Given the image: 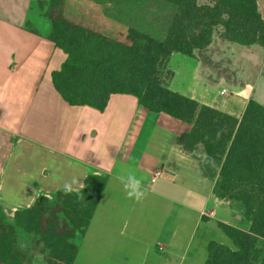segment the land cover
I'll use <instances>...</instances> for the list:
<instances>
[{"label":"crops","instance_id":"0c3cea01","mask_svg":"<svg viewBox=\"0 0 264 264\" xmlns=\"http://www.w3.org/2000/svg\"><path fill=\"white\" fill-rule=\"evenodd\" d=\"M41 1L49 0H0V210L13 220L38 198L53 200L67 186L79 192L88 175H107L91 223L75 239V264H204L210 241L230 246L218 222L245 230L250 222L238 203L215 195L202 147L191 154L177 143L191 125L131 94H113L104 111L67 103L52 81L67 55L48 39L52 22ZM70 1L162 38L176 10L163 0ZM256 1L264 19V0ZM169 66L173 91L235 118L250 99L264 105L260 45L215 33L195 57L173 53ZM157 169L164 174L153 180ZM129 173L142 178L140 202L125 195L120 177ZM32 264L47 262L36 256Z\"/></svg>","mask_w":264,"mask_h":264},{"label":"trees","instance_id":"16d2710c","mask_svg":"<svg viewBox=\"0 0 264 264\" xmlns=\"http://www.w3.org/2000/svg\"><path fill=\"white\" fill-rule=\"evenodd\" d=\"M59 1L64 9L57 8ZM163 1L176 10L162 39L70 0L41 1L52 22L48 39L67 55L52 72L54 87L71 106L99 111L113 94H131L150 111L191 125L177 143L191 154L202 147L204 173L216 176L215 195L238 203L250 222L248 230L218 222L234 247L210 241L204 264H264V105L250 99L243 117L235 118L173 91L169 66L173 53L195 57L215 33L232 43L264 47V19L256 0ZM107 182V175H88L81 191L38 198L13 220L0 210V264H32L36 256L47 264H75V239L86 233ZM18 228L38 235L37 244L20 248Z\"/></svg>","mask_w":264,"mask_h":264},{"label":"clouds","instance_id":"9594fccd","mask_svg":"<svg viewBox=\"0 0 264 264\" xmlns=\"http://www.w3.org/2000/svg\"><path fill=\"white\" fill-rule=\"evenodd\" d=\"M219 138V133L217 134V139ZM206 162L209 164H213L214 161L212 158H207ZM121 182L124 186L125 195L129 199H133L136 202L142 201L145 196L146 192L143 188L142 178L137 177L134 173H129L126 177H120ZM65 191L71 192V186H67Z\"/></svg>","mask_w":264,"mask_h":264},{"label":"rangeland","instance_id":"374dc122","mask_svg":"<svg viewBox=\"0 0 264 264\" xmlns=\"http://www.w3.org/2000/svg\"><path fill=\"white\" fill-rule=\"evenodd\" d=\"M130 23L132 24H137L138 21H136V19L134 17L131 18V20H129ZM153 37L157 38V39H162V35H152ZM48 209H51V206H49ZM39 240V236L36 234H30L25 232L23 229L18 228V236H17V243L19 245L20 248L22 249H30L33 246H35L37 244V241ZM230 242V247H234L232 241L229 239ZM37 247V246H36ZM40 248H42V244L40 243V245L38 246V250H40Z\"/></svg>","mask_w":264,"mask_h":264},{"label":"built area","instance_id":"2783aa9c","mask_svg":"<svg viewBox=\"0 0 264 264\" xmlns=\"http://www.w3.org/2000/svg\"><path fill=\"white\" fill-rule=\"evenodd\" d=\"M226 92H227L226 89H223V90H222V93H223V94L226 93ZM163 174H164V172H163L162 169H157V170H155V171L153 172L152 178H153V180H154V179H156V178L161 177ZM212 213H213V212H210L209 214H212Z\"/></svg>","mask_w":264,"mask_h":264}]
</instances>
